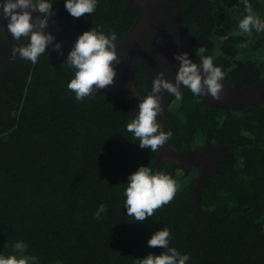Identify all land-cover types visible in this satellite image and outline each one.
Masks as SVG:
<instances>
[{"label": "trees", "instance_id": "16d2710c", "mask_svg": "<svg viewBox=\"0 0 264 264\" xmlns=\"http://www.w3.org/2000/svg\"><path fill=\"white\" fill-rule=\"evenodd\" d=\"M52 2L64 6V0ZM249 3L264 19V0ZM137 8L97 0L92 14L68 18L82 31L115 32L119 39ZM244 15L242 0L182 3L188 39L201 43L238 88L264 81V32L241 33ZM55 66L40 57L37 69L30 66L20 81L7 84L8 110L0 118V256L19 257L13 245L23 241V255L38 264H140L148 254L166 251L147 241L167 228L169 246L189 255L186 264H264L262 107L213 109L182 89V103L167 116L169 142L184 151L209 137L230 147L220 156L223 172L209 179L196 212L195 169L173 161L157 165L156 152L140 148L127 131L134 118L124 98L69 99L67 74ZM230 67L236 68L227 72ZM141 166L180 185L174 199L144 222L128 216L124 203L127 178ZM101 204L107 211L98 220Z\"/></svg>", "mask_w": 264, "mask_h": 264}, {"label": "clouds", "instance_id": "9594fccd", "mask_svg": "<svg viewBox=\"0 0 264 264\" xmlns=\"http://www.w3.org/2000/svg\"><path fill=\"white\" fill-rule=\"evenodd\" d=\"M52 0H4L0 4V19L7 21L6 29L16 42L11 47L8 64L19 56L20 60H28L33 65L38 58L44 55L49 45L52 51L63 55L61 43L55 40L51 33H46L49 19L55 17L52 11ZM246 15L238 24L241 33L264 32V19H261L253 10L249 0H242ZM64 7L73 18H81L85 14H92L97 7V0H64ZM39 13L33 16V13ZM2 33V31H0ZM239 34V33H238ZM27 38L26 46H20L19 41ZM115 32L104 34L103 30L90 29L84 31L75 41L63 65L74 69V77L69 81L67 88L74 93L75 101L82 102L99 89L114 84L117 75L115 65L121 63L116 52ZM56 41V42H54ZM246 48L247 44L240 45ZM207 49L203 46L195 49L194 54L200 58L201 63H194L187 52L174 54L178 62L174 82L165 78V73H172L175 65L168 67L158 66L156 76L152 80L151 91L142 97L139 111L134 119L127 124V131L132 133L139 141L140 148H149L157 152L170 140L173 133L163 131V124L157 122V117L164 112L161 101L169 94L179 106L184 97L182 89H188L193 97L210 96L212 100L221 102L224 99L222 81L225 73L213 63V57L205 55ZM127 58V57H125ZM158 56H154V60ZM132 63L143 64L139 59L133 58ZM181 85L183 87H181ZM132 96H140L131 88ZM141 97V96H140ZM127 187L124 190L125 207L127 215L134 221L144 222L146 218L154 215L155 211L169 204L180 189L178 182L163 172H153L148 166H141L128 176ZM107 211L106 205L101 204L95 214L101 219ZM170 231L167 228L157 230L147 241L149 247H159L166 251L159 255L148 254L140 259V264H186L190 259L188 254H181L169 246ZM17 255L0 256V264H38L34 256L23 255L27 245L17 241L13 245Z\"/></svg>", "mask_w": 264, "mask_h": 264}, {"label": "water", "instance_id": "95a60500", "mask_svg": "<svg viewBox=\"0 0 264 264\" xmlns=\"http://www.w3.org/2000/svg\"><path fill=\"white\" fill-rule=\"evenodd\" d=\"M184 0H126L128 5H137L139 16L133 31L126 36L122 42H117L116 52L122 60L120 68L123 72L124 83L119 84L116 90H124L132 101L131 114L135 115L139 111L140 96H132L133 69L138 63H132L131 57H137L145 65L149 83L155 77L152 69V59L158 56L159 63L163 67L175 65L172 73H165V78L174 82L176 69L179 67L174 60V54L189 53L197 46L188 41L184 27L181 24L180 2ZM70 35L79 37L81 34L73 29H68ZM127 57V58H125ZM194 63H201L200 58H190ZM224 99L221 102L212 100L210 96L202 97L203 102L215 108H243V107H263L264 108V81L257 84L237 88L232 84L222 81ZM124 87V88H123ZM181 87H183L181 85ZM174 98L169 94L161 103L165 109L157 117V122L162 124L167 107ZM229 146H214L207 144L206 147L183 151L165 143L156 152V163L173 161L178 167L185 170L197 169L195 179L192 204L194 209L200 211V198L203 189L208 185L209 179L217 172H222L219 166L220 154L228 150Z\"/></svg>", "mask_w": 264, "mask_h": 264}, {"label": "flooded vegetation", "instance_id": "af4514ba", "mask_svg": "<svg viewBox=\"0 0 264 264\" xmlns=\"http://www.w3.org/2000/svg\"><path fill=\"white\" fill-rule=\"evenodd\" d=\"M186 1H188V0H184V1L180 2L181 10H182V3L186 2ZM191 1L194 2L196 0H191ZM3 2H4V0H0V4H2ZM131 6H133V5H128L126 0H124V7L130 8ZM61 8H64V9H61ZM64 10H65L64 6L58 7L57 5H54V3H53L52 11H54L56 13V15H55V17L49 19L48 27L45 29L46 33H51L55 37V40L57 42L61 43V49H62L63 55H60L57 52L52 51V45H49L48 48L46 49L44 55H41L40 57L43 58V61H47L48 63L55 64L56 65L55 67L66 72L67 75H65V82L66 83H65L64 91L67 90V92H66L67 98L75 100L74 93L68 91V88H67L69 81L74 77L75 70L68 68L63 64L66 61L67 55L71 51L76 39L78 38L77 36L70 35V33H68V29H73L80 34H82L84 31H82L78 26H75L70 22V20L68 18V11H64ZM37 15H39V13H35V12L33 13L34 17ZM138 16H139V8H137V12L134 14V16H132L133 20H132L131 24L129 25V27H127V30L123 33L122 37L116 41V43L122 42L126 38V36L129 35L133 31ZM181 24L184 27V32H185V35L187 37V28H186L187 23H185L184 19H182V11H181ZM6 25H7V21L4 19H0V31H2V33H0V118L2 120L4 119L5 113L8 110V90H7L8 82L11 83V82L20 81L22 79V77L25 76V74H26V72L30 66H33V67H35V69H37V67L39 66V58H40L39 57L38 62L35 65H33L30 61L20 60L19 56H17L16 60L13 61L11 66H10L8 64V59L10 56L11 47L16 42L12 38L11 34L7 31ZM187 39H188V37H187ZM56 41H54V42H56ZM188 41L197 46L195 49L202 46L201 43H195V42L190 41L189 39H188ZM27 43H28L27 38H22L21 41H19L20 46H26ZM195 49H193L192 51H190L188 53L189 58H199L194 54ZM133 58H135V57H131V60H133ZM136 59H139V58L136 57ZM124 62H122V60H121V63L119 65L114 64V67L116 68L117 75L114 78V84L112 86L106 87L105 89H99L96 92H94L91 96H89L85 99H89L92 101L96 98V96H102L104 98H109L111 100H119V99L121 100V98H124L125 101L127 102V105H128L129 115L132 118H135L138 113H136L135 115L131 114L132 101H131V98L128 96L127 92L124 91L123 89L122 90H116V88L118 87L119 84H121V83L123 84L125 82L123 79V76H122L123 72L120 71L121 70L120 68L122 67ZM214 65H215V63H214ZM158 66L163 67L161 65V63H159L158 59L154 60V58H153L152 59V69L155 72V76L157 74L156 71L159 70ZM235 68L236 67H230L227 70V72H229L230 70L235 69ZM144 81H146V83L143 84ZM224 81L237 87V85L235 83H232L229 80L224 79ZM132 84H133V88L141 96V98L144 96H147L150 93L151 85L149 83V78H148L144 63L143 64L138 63V66L133 69ZM143 85L148 87L147 91L144 90ZM249 86H251V85H249ZM245 87H248V86H245ZM242 88H244V87H242ZM175 102L176 101L173 98L167 107L166 114H165L164 120L162 122L163 131H165V132H166V126L168 123L167 116H168V113L170 112L172 106L175 104ZM202 102H203V100H202ZM205 105L210 107L207 104H205ZM210 108H213V109H231V108H215V107H210ZM249 108H253V107H243V109H249ZM236 109H239V108H236ZM232 110H234V109H232ZM168 143H170V142L168 141ZM207 144L214 145L210 142L209 137H207L203 143L194 146V147H196L194 149L206 147ZM170 145H172V144L170 143ZM214 146H218V145H214ZM173 147H175V146H173ZM188 150H193V148L192 149L189 148V149H186L184 151H188ZM220 156H221V154H220ZM155 159H156V157H155ZM219 166L222 168V170H224L223 167L220 165V160H219ZM197 173H198V170L195 168V179L197 177ZM217 173H219V172H217ZM194 185H195V183H194ZM193 190H194V188H193ZM193 193H194V191H193ZM192 208L194 209L193 204H192ZM194 210L196 212H200L196 209H194Z\"/></svg>", "mask_w": 264, "mask_h": 264}]
</instances>
